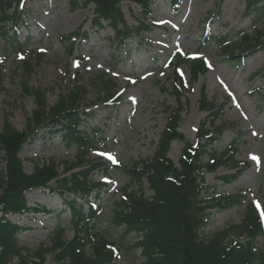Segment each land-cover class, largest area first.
Wrapping results in <instances>:
<instances>
[{
	"label": "rangeland",
	"instance_id": "374dc122",
	"mask_svg": "<svg viewBox=\"0 0 264 264\" xmlns=\"http://www.w3.org/2000/svg\"><path fill=\"white\" fill-rule=\"evenodd\" d=\"M245 2L153 0L145 18H140V6L123 2V25L141 23L149 29L123 41L122 25L96 16L94 3H11L4 14L19 13L22 23L14 32L10 19L0 20V31L7 34H0V134L5 128L21 134L17 155L24 174L37 169H50L53 174L47 181L49 189L27 193L28 205L37 208L34 212L7 215L25 227L21 246L31 253L48 249L57 226L64 227L65 238L71 239L72 221L79 213L76 206L80 213L96 214L91 225L118 251L113 264H140L142 255L134 246L139 238L129 234V228L124 233L114 222L116 203L125 186L138 190L128 169L153 156L168 110L180 111L179 131L190 143L196 142L195 131L206 116L198 108L203 84L207 98L223 105L214 120L222 129L215 149L222 151L237 139L236 159L249 167L230 182L223 177L232 175V168L204 173L207 198L237 195L242 199L228 208L208 209L200 236L225 232L227 242L243 241L231 226L239 224L245 207L254 205L264 217V49L249 50L263 42L259 33L264 31V19L246 18ZM207 35L223 37V46L204 40ZM7 38L24 46L19 51L23 55L7 46ZM178 54L204 60L208 71L193 82L186 66L173 72L171 64ZM240 54L242 64L232 66L227 57ZM174 73L186 82L179 100L171 90ZM74 95L79 96L72 106L78 113L75 120L55 127L43 123L47 114L59 108L60 97L69 104ZM35 114L39 123L34 122ZM181 148V141L170 145L168 156L175 163ZM5 169L0 149V176ZM142 187L151 194L145 181ZM255 245L261 252L264 237ZM39 264H55L54 257L45 252Z\"/></svg>",
	"mask_w": 264,
	"mask_h": 264
},
{
	"label": "trees",
	"instance_id": "16d2710c",
	"mask_svg": "<svg viewBox=\"0 0 264 264\" xmlns=\"http://www.w3.org/2000/svg\"><path fill=\"white\" fill-rule=\"evenodd\" d=\"M14 1L20 0H0V20L10 19L13 31L17 32L18 24L22 23L20 14H4ZM82 1L94 3L96 16L121 24L122 40L131 34L148 31V27L141 23L139 27L123 25L125 20L120 5L123 2L137 4L143 11L141 17L145 18L150 13L149 5L152 0ZM244 9L247 18L253 17L256 21L264 18V0H246ZM0 34L5 35V32L0 31ZM219 37L209 35L204 40H213L222 46L225 39ZM8 40L7 38L8 47L15 51L23 49L24 46L19 42ZM260 41L263 42L249 50L264 49V31L259 33ZM239 58L238 55H231L227 60L232 65H237L241 62ZM182 65L188 68L191 81L207 71L202 59L178 55L173 64L174 70ZM184 87L185 82L181 76L174 73L171 88L177 100L180 99ZM74 97L76 98L69 104L60 97L59 108L47 114L43 123L55 127L75 120L78 113H74L72 106L79 96ZM198 107L207 115L196 130L195 144L188 142L178 130L180 111L169 112L153 157L139 159L128 169L131 182H137L140 187L143 180H146L151 195L146 196L142 188L128 191V185L125 186L122 189L123 198L116 203L113 212L114 222L122 227L124 233L129 228V234L134 233L140 238L134 243L142 255L140 264H264V249L261 252L255 249L256 240L264 237V219L252 204L245 207L239 224L231 226V229L243 237V241L227 242L225 232L211 238L200 236V229L206 224L208 209L214 206L228 208L241 202L240 196H229L222 200L207 198L205 195L208 185L205 184L203 174L214 172L219 167L233 168L234 174L223 178L225 182L232 181L249 164H240L235 158L237 150L234 144L237 139H232L223 151L215 149L222 129L214 125V120L221 115L223 105L217 106L207 98L204 84L200 89ZM35 116L34 122L39 123L37 114ZM68 130L69 127L64 129ZM174 140L183 143L177 164L168 157L171 142ZM21 141V134L11 128H5L0 134V149H3L6 161L5 172L0 176V264H39L45 252L52 254L55 264H112L117 257L111 251L113 242L90 223L96 214L90 217L89 211L80 213L76 206L73 208L79 213L74 215L72 221L74 233L71 239L67 240L65 229L57 226L51 234L48 249L31 253L19 244L25 227L10 221L7 215L34 212L37 208L28 205L27 193L35 189L49 188L47 181L53 176L50 169H37L27 175L21 171V161L17 155ZM88 208L92 210V207Z\"/></svg>",
	"mask_w": 264,
	"mask_h": 264
},
{
	"label": "snow or ice",
	"instance_id": "6c2138e0",
	"mask_svg": "<svg viewBox=\"0 0 264 264\" xmlns=\"http://www.w3.org/2000/svg\"><path fill=\"white\" fill-rule=\"evenodd\" d=\"M103 155V154H102ZM110 159H111V157H109ZM254 159H255V157H254ZM259 206V205H258Z\"/></svg>",
	"mask_w": 264,
	"mask_h": 264
}]
</instances>
